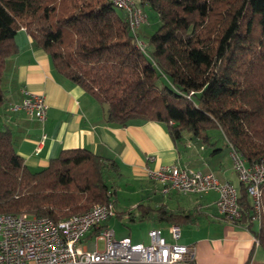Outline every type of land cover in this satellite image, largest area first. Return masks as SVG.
I'll return each mask as SVG.
<instances>
[{
    "label": "trees",
    "instance_id": "1",
    "mask_svg": "<svg viewBox=\"0 0 264 264\" xmlns=\"http://www.w3.org/2000/svg\"><path fill=\"white\" fill-rule=\"evenodd\" d=\"M134 3L146 18L136 29L111 0H0V107L6 61L18 52L15 36L23 28L57 74L106 107L111 123L155 121L174 142L189 133L201 144L217 128L248 165L264 157V0ZM147 10L159 25L144 37ZM104 171L117 174L116 163L85 148L64 150L30 171L0 125V214L56 222L113 204L116 191ZM237 189L239 222L258 217L254 243L264 248V182L258 212L246 188ZM158 217L178 226L183 220L161 208Z\"/></svg>",
    "mask_w": 264,
    "mask_h": 264
},
{
    "label": "crops",
    "instance_id": "2",
    "mask_svg": "<svg viewBox=\"0 0 264 264\" xmlns=\"http://www.w3.org/2000/svg\"><path fill=\"white\" fill-rule=\"evenodd\" d=\"M148 31L144 27L141 34L145 37ZM15 43L18 52L7 59L2 77L6 99L0 107V125L11 131L14 148L30 171L46 167L64 150L85 148L116 163L115 176L119 181L152 184L153 193L160 192V187L147 177L146 168L178 164L197 171L203 169V173H212L216 179L214 171L227 174L223 163H215L212 159L220 152L219 148L205 154L208 146L214 145L211 140L201 144L188 136L184 142V138L174 142L166 127L155 121L126 126L113 124L105 106L56 73L49 56L34 44L23 28L16 34ZM22 89L43 96L47 106L44 122L11 110V105L21 102ZM226 147L230 152V147ZM229 167L234 172L230 158ZM219 181H230L236 187L239 183L237 180L235 184L230 178ZM216 197L214 192L203 195L170 193L162 197L165 202L158 209L182 215L179 227H185L187 235H181L178 242L194 247L196 264H264V248L254 243L259 220L227 222L217 212ZM187 215L193 216L190 221L185 220ZM156 219L159 224L152 229H161L171 241L167 228L175 223L160 219L158 214ZM108 220L104 223L107 227ZM91 236L89 233L87 238Z\"/></svg>",
    "mask_w": 264,
    "mask_h": 264
},
{
    "label": "built area",
    "instance_id": "3",
    "mask_svg": "<svg viewBox=\"0 0 264 264\" xmlns=\"http://www.w3.org/2000/svg\"><path fill=\"white\" fill-rule=\"evenodd\" d=\"M111 1L128 14L132 29L146 21L134 0ZM21 94V102L11 105V110L44 122L47 106L43 96L24 89ZM229 158L238 182L246 188L253 210L258 212L264 157L248 165L241 154L230 149ZM145 172L159 185L162 195L216 193L215 207L219 215L232 224L240 221L238 189L230 181H219L212 173L178 164L146 168ZM114 215L111 203L95 205L84 213L56 222L27 213L0 214V264H196L194 247L178 242L181 236L178 225L167 228L171 241L161 229H151L148 244L133 245L127 238L116 239L114 232L104 225ZM89 233L92 236L88 239ZM100 240L102 250L97 247Z\"/></svg>",
    "mask_w": 264,
    "mask_h": 264
},
{
    "label": "rangeland",
    "instance_id": "4",
    "mask_svg": "<svg viewBox=\"0 0 264 264\" xmlns=\"http://www.w3.org/2000/svg\"><path fill=\"white\" fill-rule=\"evenodd\" d=\"M115 11L118 15L122 14L119 9H115ZM147 18L149 23L148 30H155L159 25L156 15L150 10H147ZM145 23L146 21H144L143 24ZM143 28L144 27L140 28L139 33H141ZM207 133L211 137V143L214 145L208 146L205 154L208 155L214 148H219L220 152L212 156V159L214 158L213 162L216 163L217 161H221L223 163L222 165L228 170L226 175L214 171L215 176L219 180L230 178L236 184V175L229 167V149L225 145L221 131L217 128H212L209 129ZM188 136L192 138L189 133H184L183 142ZM196 150L200 152L198 146ZM200 171L204 172L203 169H200ZM103 177L116 191L113 198L114 211H116V214L108 220V228L114 232L116 239L127 238L133 245L148 244V232L159 224L156 219L158 208L162 202H165L162 201V197H167V195H162L160 192L153 193L151 189L152 184H137L126 182L125 180L119 181L110 171H104ZM158 191H160V189ZM180 229L181 235L185 237L187 235V229L183 226H181ZM97 247L99 250H102V240L98 241Z\"/></svg>",
    "mask_w": 264,
    "mask_h": 264
}]
</instances>
